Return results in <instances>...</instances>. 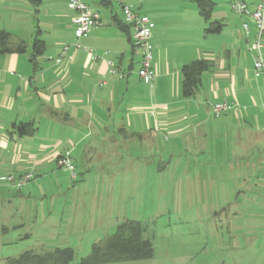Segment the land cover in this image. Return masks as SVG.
I'll return each instance as SVG.
<instances>
[{"label": "crops", "instance_id": "obj_1", "mask_svg": "<svg viewBox=\"0 0 264 264\" xmlns=\"http://www.w3.org/2000/svg\"><path fill=\"white\" fill-rule=\"evenodd\" d=\"M30 1L36 2V13L39 6L42 11L45 5L50 8L52 21L45 24L53 29L54 35L47 42L39 39L42 31L37 25L38 18L34 17L38 34L33 41L38 38L45 48V53L34 58L35 65L30 62L31 47L28 45L25 54L0 55L2 202L15 198L9 195L15 191L6 184V176L32 173L46 178L58 174V156L68 154L75 168L83 166L85 172L91 161L102 160L107 165L115 159L118 172L125 169L134 175L135 167L136 172H140L144 156L141 152H155L160 133L169 136L170 146L180 137L179 141L187 149L206 152L216 150L215 146L228 145L232 141L231 128L237 121L248 124L245 118L250 114L241 101L244 104L247 89L258 84L250 81L251 76L257 79L264 76H255L252 56L248 54L254 33L250 24L249 34L243 31L242 21L241 32L237 30L233 36L227 23L211 19L220 23L221 29L210 33L207 32L209 25L202 18L203 24L198 26L196 20L188 16L181 18L182 21L168 17L167 11L152 6L149 0H127L135 13L146 16L153 24L149 42L154 80L146 85L136 73L140 53L135 62L136 51L130 44L131 30L124 26L120 9L122 18L111 9L108 18L100 16V25L79 39L80 48L76 49L73 46L76 42L72 24L74 14L68 9L69 0ZM260 1L245 0L250 7ZM86 2L97 12L99 7L111 6L103 0ZM8 6L4 7L12 9V5ZM26 29L31 34L34 28L28 22ZM213 35H218L219 42L210 48L205 41L213 39ZM262 44L264 57V35ZM65 46L68 51L62 57L60 54ZM57 58H60L58 63ZM198 60L208 62L209 69L200 76L196 93L185 98L181 91L182 68ZM222 101L231 103L232 107L215 118L211 107ZM212 118L219 120L210 122ZM22 124L32 125L31 136L17 132V126ZM255 133L252 129L244 132L247 143L238 138L243 150H247V144L248 150L254 148ZM101 146L106 150L102 151ZM211 159L209 170L215 177L217 162L213 155ZM252 162L244 160L241 165L262 166V161ZM162 164L160 160L157 166ZM27 188L26 197L22 190L16 191L18 199L24 201L30 197L32 188ZM16 224L22 221L17 220Z\"/></svg>", "mask_w": 264, "mask_h": 264}, {"label": "rangeland", "instance_id": "obj_2", "mask_svg": "<svg viewBox=\"0 0 264 264\" xmlns=\"http://www.w3.org/2000/svg\"><path fill=\"white\" fill-rule=\"evenodd\" d=\"M149 2L167 11L168 17L188 16L198 26L203 24L194 1ZM213 2L211 19L227 23L233 36L237 30L241 32L242 21L252 26L250 19L230 10L228 0ZM8 5L12 9L5 8ZM110 9L122 18L115 4L99 7L100 16L108 18ZM36 12V2L0 0V31L22 38L29 48L38 28L42 31L39 39L50 41L54 32L45 24L52 21L50 8L45 5L42 11L39 6ZM28 22L34 28L31 34L26 29ZM216 36L206 40V46L216 47ZM134 58L138 61L139 52ZM253 80L258 84L248 88L247 100L241 101L250 114L245 118L248 124L237 121L226 146L198 152L187 149L180 137L170 146L169 136L160 133L155 152H141L139 174L136 167L134 175L125 169L119 173L115 159L107 165L102 160L91 161L89 173L76 165L78 180L72 181L62 169L44 179L34 175L19 190L26 197V188L31 187L29 198L18 199L14 190L9 193L15 197L10 202L0 199V264L27 250L51 252L59 248L72 249L73 261L78 262L125 220L139 222L143 237L152 243L153 254L146 260L109 264H264V76H251ZM213 120L219 119L210 122ZM250 129L257 132L254 148L248 150L247 144L243 150L238 138L247 143L244 132ZM212 155L218 177L209 170ZM248 159L262 161V166H242ZM160 160L163 164L157 166ZM17 220L22 224H16Z\"/></svg>", "mask_w": 264, "mask_h": 264}, {"label": "trees", "instance_id": "obj_3", "mask_svg": "<svg viewBox=\"0 0 264 264\" xmlns=\"http://www.w3.org/2000/svg\"><path fill=\"white\" fill-rule=\"evenodd\" d=\"M198 8L200 17L209 25L207 32L216 33L221 29L218 22L211 21L214 6L212 0H191ZM126 28V24L124 25ZM44 43L35 38L31 46L30 62L44 52ZM27 44L13 35L0 31V55L14 53L25 54ZM35 65V64H34ZM209 64L198 60L182 68L181 91L185 98L192 97L198 90L200 76L208 71ZM17 132L23 136H31L34 129L31 124L17 126ZM152 243L143 237V229L139 222L125 220L118 223L114 233L103 241L93 244L90 254L74 263V253L70 248H59L51 252L27 250L17 257L6 259L4 264H109L118 262L141 261L151 258Z\"/></svg>", "mask_w": 264, "mask_h": 264}, {"label": "built area", "instance_id": "obj_4", "mask_svg": "<svg viewBox=\"0 0 264 264\" xmlns=\"http://www.w3.org/2000/svg\"><path fill=\"white\" fill-rule=\"evenodd\" d=\"M87 0H69L68 9L73 12L72 24L74 26V37L76 42L74 48L79 49L78 40L90 33V31L100 25L101 17L99 12L91 9L86 2ZM109 4H115L121 11L124 23L131 30L130 44L133 51L140 53L139 69L137 75L140 80L151 85L154 80V71L151 67L152 52L150 46V34L153 27L152 22L146 16L135 13L127 0H103ZM230 10L242 17L249 18L253 27V39L249 46L252 56V66L255 76L264 75V57L262 54L264 35V0H261L255 6L250 7L245 0H228ZM245 34L251 31L250 25L246 22L242 24ZM68 51L65 46L60 56L63 57ZM60 62V58L56 59ZM232 107L231 103L226 101L215 103L211 107L213 117L218 118L226 114ZM57 165L60 169L70 174L72 181L77 179L75 166L68 154L57 157ZM33 178L32 173L22 174L18 177L6 176V184L15 191L25 187Z\"/></svg>", "mask_w": 264, "mask_h": 264}]
</instances>
